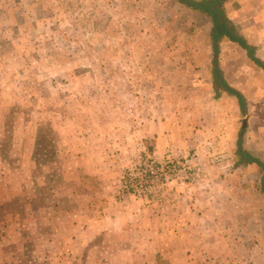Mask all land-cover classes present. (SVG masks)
<instances>
[{"label":"rangeland","instance_id":"1","mask_svg":"<svg viewBox=\"0 0 264 264\" xmlns=\"http://www.w3.org/2000/svg\"><path fill=\"white\" fill-rule=\"evenodd\" d=\"M224 7L264 61V0ZM211 27L175 0H0V151L6 178L25 175L5 209L103 219L125 236L111 264L156 252L166 264H264L263 170L235 153L243 134L264 161V68L224 39L220 65L247 111L216 92ZM36 243L5 248L13 264H49Z\"/></svg>","mask_w":264,"mask_h":264},{"label":"crops","instance_id":"2","mask_svg":"<svg viewBox=\"0 0 264 264\" xmlns=\"http://www.w3.org/2000/svg\"><path fill=\"white\" fill-rule=\"evenodd\" d=\"M9 150L11 153V149ZM0 154L2 155L0 156V212L2 213L0 226L2 225L6 228L4 237L0 238V264H13V260H16L12 252L7 251L5 248L7 244L17 245L20 251L28 243V237H33L37 241L36 247L40 248L39 251L41 253L46 254L49 264H103L104 262V264H111L115 253H109V247H114L118 251L119 247L122 246V241L125 239V236L121 235V233H124L121 229L111 230L107 226L102 227L103 219L99 222L96 217L92 218L89 216L84 219L80 218L79 220L73 219L70 223L66 218L64 224H58V221L50 222V216L38 214L37 209L29 210L26 206L25 211L22 209L17 211L5 209L6 205L18 199V195L21 193L19 191L25 189V175L22 174V180L20 182H13L12 176L16 171L10 168L9 180H7L8 177L6 178V174L8 173L6 167L11 163L6 161L1 151ZM8 157H11L9 152ZM3 172L5 176H3ZM2 188L6 190L4 191L7 194L2 191ZM28 220L37 221L41 224L49 222L53 225L49 232L44 233L38 230L39 227H37L38 229L30 228L26 223ZM89 220L91 224L89 223L90 225L88 224V226L86 224L82 226L74 224ZM95 222L97 225L93 227L92 225ZM150 222L148 219L147 223L149 224ZM116 235L120 236V240L117 238L115 244H111V239H115ZM167 261L168 259L164 258L161 253L156 252L153 261L151 259L145 260L140 264H166Z\"/></svg>","mask_w":264,"mask_h":264},{"label":"trees","instance_id":"3","mask_svg":"<svg viewBox=\"0 0 264 264\" xmlns=\"http://www.w3.org/2000/svg\"><path fill=\"white\" fill-rule=\"evenodd\" d=\"M180 5L186 7L191 11L201 12L208 16L212 22L210 30V43L212 47L211 56V74L214 89L216 92L226 91L233 95L238 100L242 111H247V101L244 94L237 88L230 85L220 65L221 43L224 39L237 43L241 48L245 49L250 59L258 66L264 68V61L257 56L256 49L253 44L249 43L247 39L238 32L235 24L229 18L224 2L226 0H175ZM236 163L248 164L254 163L263 170L264 182V161L261 160L244 146V136L240 134L237 139L236 149ZM264 186V183H263ZM264 190V188H263Z\"/></svg>","mask_w":264,"mask_h":264},{"label":"water","instance_id":"4","mask_svg":"<svg viewBox=\"0 0 264 264\" xmlns=\"http://www.w3.org/2000/svg\"><path fill=\"white\" fill-rule=\"evenodd\" d=\"M246 125V121L244 122V126Z\"/></svg>","mask_w":264,"mask_h":264}]
</instances>
